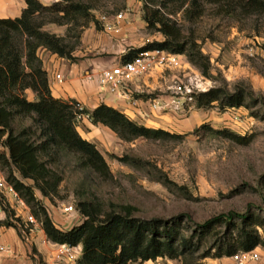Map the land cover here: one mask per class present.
Returning a JSON list of instances; mask_svg holds the SVG:
<instances>
[{
	"label": "trees",
	"instance_id": "16d2710c",
	"mask_svg": "<svg viewBox=\"0 0 264 264\" xmlns=\"http://www.w3.org/2000/svg\"><path fill=\"white\" fill-rule=\"evenodd\" d=\"M23 1L25 7L20 16L0 18V169L5 171L6 181L32 209V215L40 223L46 238L57 244L81 245L76 264H130L158 257L178 258L198 251L210 236L214 240L202 252L201 258L230 257L239 251L264 246V239L256 228L261 225L260 220L247 213L233 211L195 222L191 235L187 237L180 228L183 219L191 220L187 213H179L168 219H144L133 215L137 208L131 204L111 202L104 207L96 198H79L75 206L81 219L79 223L67 229L55 226L46 207L37 198L35 189L49 200L57 195L62 176L53 165L62 155L73 152L81 168L95 172L102 179L113 177L96 145L84 139L76 130L70 103L73 100L52 96L47 72L37 54L39 48H45L60 57L71 59L72 48H67L63 37L43 30L42 25L46 22L76 23L83 17L85 22L77 24L84 26L93 19L90 10L94 5L86 0H57L50 4H43L39 0ZM141 2L142 19L147 29L159 32L162 39L129 49L121 60H131L144 50H166L185 55L205 76H210L208 57L200 50L193 29L189 26L185 32L186 23H195L207 11L234 22L253 16L264 17V0ZM27 90L33 93V99L27 98ZM262 101V96L254 94L243 82L233 84L231 89L224 85L213 86L194 95L197 108H208L214 102L220 110L241 106L249 108ZM84 111L89 114L91 123L108 127L123 141L137 137L164 139L181 136L161 128L138 124L121 111L103 103L93 110ZM26 118L30 122L23 125ZM15 121L20 124L17 128L14 126ZM201 127L211 129L207 125ZM212 131L225 134L238 143H247L250 139V136H241L226 129ZM114 157L122 161L127 159L126 156ZM27 179L33 183L26 184L24 181ZM0 208L5 213L0 223L18 229L22 220L15 217L1 194ZM235 217L239 223L235 222ZM220 227L223 229L220 230ZM194 237L197 238L195 242Z\"/></svg>",
	"mask_w": 264,
	"mask_h": 264
},
{
	"label": "rangeland",
	"instance_id": "374dc122",
	"mask_svg": "<svg viewBox=\"0 0 264 264\" xmlns=\"http://www.w3.org/2000/svg\"><path fill=\"white\" fill-rule=\"evenodd\" d=\"M86 1L94 7L90 10L93 19L84 26L77 24L85 22L83 17L76 23L46 22L42 25L43 30L62 36L67 48H72L70 61L88 59L99 65L110 64L121 61L122 55L129 49L162 38L159 32L147 29L142 19L141 0ZM120 11H124L128 19L135 18L137 21L136 35L116 39L121 28L116 31L112 23L115 14ZM189 26L200 44V50L208 57L210 76L203 75L183 55L191 69L201 73L210 88L224 85L231 89L233 84L243 82L254 94L262 96V103L249 108L227 107L224 110H220L216 102L208 108H197L193 104L182 112L159 110L163 122L156 124L157 128L179 134V138L137 137L123 141L108 128L90 135L91 142L104 156L113 177L102 179L95 172L81 168L73 152L62 155L53 165L62 176L57 195L49 200L35 189L37 198L52 220L80 217L75 210L77 200L96 198L104 207L111 202L131 204L137 208L133 215L144 219H168L187 213L191 220L183 219L180 223L181 232L187 237L191 235L195 222L228 211L247 213L260 220L261 225L256 228L264 239V17L253 16L234 22L207 11L195 23H186L185 32ZM118 45L123 53L112 52V48ZM144 78L151 80V76L145 75ZM157 80L156 87L147 88L148 91L141 94L149 98L167 96L170 91L166 86L172 84L176 77L167 74ZM25 95L28 99L34 98L30 90L25 91ZM29 122L26 118L22 124ZM19 125L18 121L14 122L15 128ZM80 125L77 124L76 128ZM202 125L212 130L226 129L241 136H250V139L247 143H238ZM114 156H126L127 159L122 161ZM0 173L5 177V171L0 169ZM24 182L33 183L29 179ZM2 198L7 203L5 196L2 195ZM69 204L74 211L62 214V208ZM29 211L33 213L30 207ZM235 222L239 223L237 217ZM196 240L194 237L193 242ZM213 240L208 237L193 254L173 259L158 257L130 264H213L216 257H200ZM257 247L264 260V246Z\"/></svg>",
	"mask_w": 264,
	"mask_h": 264
},
{
	"label": "crops",
	"instance_id": "0c3cea01",
	"mask_svg": "<svg viewBox=\"0 0 264 264\" xmlns=\"http://www.w3.org/2000/svg\"><path fill=\"white\" fill-rule=\"evenodd\" d=\"M39 1L43 4H49L51 1L55 0ZM24 7L25 2L23 0H0V18L18 17ZM125 19H128L126 15L121 22V31L117 34L116 39L136 35L137 21L135 18L132 19L129 17L128 21H125ZM112 52L118 54L123 53V49L119 45L117 47L114 46ZM37 54L42 61L43 69L47 72L48 83L53 97L68 101L78 100L82 102L85 108L89 111L103 103L121 111L134 122L147 127L157 128L159 127L157 126L158 123L163 122L161 111L152 110L149 106V97L147 95V97H144L141 94L144 91H148L147 88H153L158 85V78L155 76L151 77V80L149 81L144 77H142L143 79L141 78L142 80L139 83L142 88L138 91L136 90L135 93V96L138 99V104L137 106H131L124 99L113 95L101 98L95 82L84 79V74L88 71H96L108 64L99 65L95 62H89L88 59L73 62L64 57H60L56 53H52L45 48H39ZM57 73L62 77L61 82H58L55 79V74ZM107 128L108 127L100 123L93 124L90 121L85 120V122H82L76 130L84 139L92 141L90 135L101 131L104 132V129ZM5 199L11 208L14 207V201L11 196L6 195ZM74 217L76 216L71 217L69 220H75ZM4 218L5 213L0 208V221ZM62 219L63 218L56 219L57 221H55L57 223L54 220L52 221L56 227L67 229L71 225L79 223L81 220L79 218L77 221H74V223L73 221L69 222L67 219ZM56 244L57 243L51 242L46 238L40 225L35 226L34 230L26 234L23 238L15 227L6 226L0 223V245H7L12 250L10 254L0 251V264H69L65 259L60 260L58 258ZM75 250L78 252L79 256L81 245L76 246ZM229 259V257L216 258L213 260V264H233L231 259Z\"/></svg>",
	"mask_w": 264,
	"mask_h": 264
},
{
	"label": "built area",
	"instance_id": "2783aa9c",
	"mask_svg": "<svg viewBox=\"0 0 264 264\" xmlns=\"http://www.w3.org/2000/svg\"><path fill=\"white\" fill-rule=\"evenodd\" d=\"M126 13L120 11L114 16L112 23L116 31L121 28V22L125 18ZM184 60L183 55L172 53L166 50L152 49L139 52L131 60H121L108 65H105L96 71H88L84 74V79L94 81L97 91L101 98L104 96L113 95L124 99L131 106H137L138 99L135 96L136 90H140L139 79L145 75L155 76L158 79H163L167 74H173L176 80L167 87L170 91L167 96H156L149 98V106L152 110H162L170 112H182L190 109L194 104V95L199 92L207 91L210 86L201 73L192 70ZM191 72V73H190ZM55 79L58 82L62 81L60 74H55ZM74 111V123L77 125L83 121H90L89 114L84 111L85 106L82 102L74 100L70 102ZM91 122V121H90ZM0 194L3 196L9 195L13 198L15 217L21 218L18 232L22 237L34 230L35 226L40 225L36 218L30 213L28 206L20 197L14 187L8 183L0 173ZM74 211L71 204L62 208V214ZM70 221H77L78 216ZM75 223V222H74ZM58 258L65 259L67 263L76 264L78 252L76 246L68 244H56ZM0 251L7 254L12 252L9 246L0 245ZM233 264H264L258 248L249 251H239L229 257Z\"/></svg>",
	"mask_w": 264,
	"mask_h": 264
}]
</instances>
